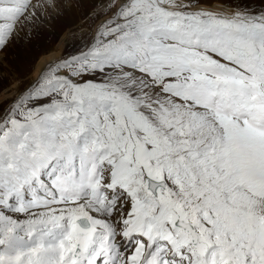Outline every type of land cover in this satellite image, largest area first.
Returning <instances> with one entry per match:
<instances>
[{
  "label": "snow or ice",
  "instance_id": "obj_1",
  "mask_svg": "<svg viewBox=\"0 0 264 264\" xmlns=\"http://www.w3.org/2000/svg\"><path fill=\"white\" fill-rule=\"evenodd\" d=\"M200 2L89 0L0 113V264H264V0ZM31 4L0 0V50Z\"/></svg>",
  "mask_w": 264,
  "mask_h": 264
},
{
  "label": "rangeland",
  "instance_id": "obj_2",
  "mask_svg": "<svg viewBox=\"0 0 264 264\" xmlns=\"http://www.w3.org/2000/svg\"><path fill=\"white\" fill-rule=\"evenodd\" d=\"M89 0H33L29 12L35 8L34 16H25L18 25L17 36L0 50V113H4L18 101L26 90L30 91L38 82L51 74L57 62L78 55L96 33L99 20L89 17L85 5ZM233 0H201L199 4L222 5ZM64 43L57 57L49 61L34 77L33 69L43 54L54 50L61 35Z\"/></svg>",
  "mask_w": 264,
  "mask_h": 264
},
{
  "label": "bare ground",
  "instance_id": "obj_3",
  "mask_svg": "<svg viewBox=\"0 0 264 264\" xmlns=\"http://www.w3.org/2000/svg\"><path fill=\"white\" fill-rule=\"evenodd\" d=\"M198 6L201 7V8H208V9H212V10H219V9H221L223 7L222 5H219V4H216V3H214L212 5H202V4H199ZM64 35H66V34L63 33L61 35L60 39L58 40V42L56 43V45L54 47V50H51L48 53L43 54L42 56L39 57V59L36 62V65H35V67L33 69L32 75L34 77H36L42 71V69L44 68V66L49 61H51L52 59H54L55 57L58 56V54L60 53L61 47H62V45L64 43Z\"/></svg>",
  "mask_w": 264,
  "mask_h": 264
}]
</instances>
